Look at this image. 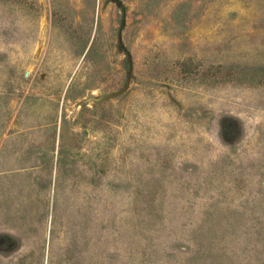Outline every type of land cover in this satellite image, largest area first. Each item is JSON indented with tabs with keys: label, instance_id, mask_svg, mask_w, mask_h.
<instances>
[{
	"label": "rangeland",
	"instance_id": "1",
	"mask_svg": "<svg viewBox=\"0 0 264 264\" xmlns=\"http://www.w3.org/2000/svg\"><path fill=\"white\" fill-rule=\"evenodd\" d=\"M0 264H264V0H0Z\"/></svg>",
	"mask_w": 264,
	"mask_h": 264
}]
</instances>
